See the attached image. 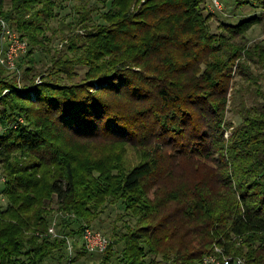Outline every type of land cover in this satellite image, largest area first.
Segmentation results:
<instances>
[{"label":"trees","instance_id":"1","mask_svg":"<svg viewBox=\"0 0 264 264\" xmlns=\"http://www.w3.org/2000/svg\"><path fill=\"white\" fill-rule=\"evenodd\" d=\"M75 1L77 26L56 48L48 33ZM206 1L0 0V20L30 48L20 82L0 64V264H202L216 246L264 264V94L226 137L233 67L253 53L242 39L264 22V0H238L262 13L219 33ZM110 206L126 212L107 249L89 252L83 233Z\"/></svg>","mask_w":264,"mask_h":264},{"label":"rangeland","instance_id":"2","mask_svg":"<svg viewBox=\"0 0 264 264\" xmlns=\"http://www.w3.org/2000/svg\"><path fill=\"white\" fill-rule=\"evenodd\" d=\"M216 1H218L219 4H216ZM83 1H75L67 3V8L63 10L58 15V21H56L53 25L54 32H49V36L54 35L55 36V42H53V46H56V48H63L61 45L63 44V39L65 38L63 36H66L70 30L65 29L69 26V24L73 23L71 26H77L76 24V18H78V14L76 13L78 9H81L83 5ZM208 8L206 13H212L213 18L210 20V28L213 33H219L222 30L223 23L236 25L239 24L242 21L248 20L256 15H259L262 13L261 9H255L252 6H242L239 5L238 0H207L205 4ZM78 8V9H77ZM80 16V15H79ZM81 18V17H80ZM80 18L78 19V22L80 21ZM57 34H56V33ZM236 43H240V38L234 39ZM233 40V41H234ZM245 42L247 45V49L252 51V55L249 58H246V56H243L242 59H239L235 62V66L233 67V73H234V79L232 81V88L229 94V105H228V112L226 114V119L229 123L232 124V127H230V130L226 134V137L229 138L232 135V131L234 127H237L241 122V117L239 115V110L245 106L246 104L248 106H253L256 103H261L263 98L260 96V93L264 94V68H263V62L264 61V22L261 24H258L256 26H253L244 36V39H242V42ZM250 48V49H249ZM30 49V48H29ZM256 50V51H254ZM29 52V51H28ZM48 54H45L41 52L40 50L35 53L34 58L36 59L35 65L36 70H46L47 68H44L41 66V64L45 63L42 61H49L51 57ZM263 57V59L261 58ZM259 58V59H258ZM261 59V61H260ZM0 64H2L0 62ZM245 65V66H242ZM2 66L8 70L9 74L16 73L19 75L17 78L19 82L23 79V70H14V69H8V66L2 64ZM241 67H244L246 69L245 73V79L238 75V70L241 69ZM81 74L84 72V69L81 68L79 71ZM40 79V81H39ZM41 76L37 77L36 83L40 84L42 83ZM248 79H251V81H248ZM5 94V93H4ZM3 126L0 123V134L3 133ZM102 151V150H101ZM125 159L128 160L129 166L136 165L140 161L139 155H137V152L135 149L129 148L128 152L124 153ZM194 176L192 172H189V176ZM5 189V177H4V171L3 167L0 164V209H5L8 204L9 200L8 198L3 194V191ZM56 205H54V208ZM125 209L116 206H110V208L102 215L103 222L100 224L101 228H94L97 231L102 232L104 235H106L110 239L111 235V228L112 225L115 224L118 216L125 214ZM63 212L55 210L51 217L53 218V223L56 222V230L59 232V229L61 226L59 225L61 223ZM124 222H131L128 219V216L124 217L122 221L118 220L117 224L119 227H122L124 225ZM52 226V225H51ZM75 229L78 228V226H74ZM78 238H71V243L74 245L75 249L72 251L67 248L66 254L70 257H75L76 250L79 246ZM123 248V245L120 244L117 246V251H121ZM58 259H55L52 261L51 264H68L66 263L65 259H63L60 263L58 262ZM71 264V263H70ZM75 264H93V262L90 259H83Z\"/></svg>","mask_w":264,"mask_h":264},{"label":"built area","instance_id":"3","mask_svg":"<svg viewBox=\"0 0 264 264\" xmlns=\"http://www.w3.org/2000/svg\"><path fill=\"white\" fill-rule=\"evenodd\" d=\"M216 4L219 3L216 1ZM0 25V62L10 70H17L18 58L29 51V43L22 40L6 21L0 20ZM49 232L58 236L56 222L52 224ZM109 244L110 239L100 231L88 227L83 233V245L89 252H104ZM68 248L71 251L75 249L71 241ZM202 264H246V261L243 257H233L225 253L223 248L216 246L214 251L203 259Z\"/></svg>","mask_w":264,"mask_h":264}]
</instances>
